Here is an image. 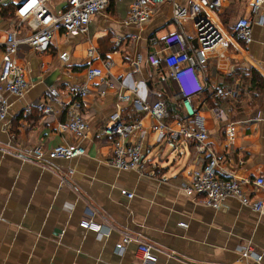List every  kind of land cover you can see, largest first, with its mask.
<instances>
[{
    "label": "crops",
    "instance_id": "0c3cea01",
    "mask_svg": "<svg viewBox=\"0 0 264 264\" xmlns=\"http://www.w3.org/2000/svg\"><path fill=\"white\" fill-rule=\"evenodd\" d=\"M249 1L221 0L216 13L209 14L228 46L210 52L199 65L198 77L205 89L193 96L197 114L188 119L194 121L190 125L205 130L204 151L182 142L172 149L164 140L158 141L151 129L152 118L136 113L132 106L134 95L120 102L122 121L136 115L141 121L140 136L131 138L141 144L139 170L121 171L107 163L112 137L105 136L101 128L117 93L129 94L134 88L142 101L165 97L172 111L166 119L170 129L187 123L180 101L174 100L176 81L164 64L152 68L145 58L148 36L160 40L174 30H181L194 48L190 22L174 20L172 5L162 2L155 5L150 20L137 28L124 24L132 0H110L105 10L91 18L87 35L65 36L57 31L44 50L19 47L16 58L25 68L29 88L21 97L5 94L9 107L0 122V264H142L135 242L116 251L122 234L139 235L149 244L156 256L153 264H264V213L235 198H227L219 208L206 207L200 195L187 196L182 189L209 154L229 177L264 176V88L256 92L244 79L251 67L264 77V20L257 23L264 3L252 15ZM20 2L0 0V42L12 28L17 38L28 34L26 22L19 25L16 10ZM65 5L66 0L46 1L55 14ZM239 16H249L252 25V40L244 46L223 25L228 22L232 27ZM117 36L124 42L115 47ZM89 48L93 49L91 57L86 53ZM154 49L160 53V44ZM63 52L65 61L59 59ZM106 59L112 61L108 71L113 87L102 81ZM88 67L99 69L101 75L86 79ZM82 84L88 93L80 100V110L88 130L76 140L59 131L58 123L64 117L46 91L56 88L68 100L70 89ZM216 88H231L235 96L215 97ZM37 100L50 104L52 113L25 111L26 104ZM215 106L222 109L221 118L214 116ZM228 127L234 133L232 143L225 135ZM64 142L79 143L85 154L72 159L31 156L34 146L48 149ZM123 190L132 197L123 195ZM245 190L264 199V186ZM85 218L109 226V234L99 236L79 226ZM246 245L254 256L242 253Z\"/></svg>",
    "mask_w": 264,
    "mask_h": 264
},
{
    "label": "built area",
    "instance_id": "2783aa9c",
    "mask_svg": "<svg viewBox=\"0 0 264 264\" xmlns=\"http://www.w3.org/2000/svg\"><path fill=\"white\" fill-rule=\"evenodd\" d=\"M47 0H21L20 7L16 10L22 21L26 22L28 34L21 38L16 37V28L10 29L3 42H0V122L4 121L7 115L9 103L5 94L21 97L29 88V81L25 78V68L17 62V52L21 45H27L35 50H44L54 37L55 32L61 31L63 35H87L91 18L105 10L110 0H66V5L58 12L53 13L46 6ZM168 2L172 5V17L176 21L190 22L195 47L187 41L181 30H174L167 33L162 39H157L151 35L147 37V52L145 61L152 68H158L162 64L168 69V75L172 77L178 85V94L174 100L180 101L187 123H181L177 130H172L166 123L169 116L165 102L159 99L152 101H142L136 96V89H131L130 93H117L113 110L107 116V123L101 132L105 136L112 137L111 152L107 163L113 168L121 171L141 169L142 148L140 142L132 137H137L142 131L141 121L138 115L129 121H122L120 102L131 99V104L136 113L149 115L153 124L151 129L156 132L158 141L164 140L172 149H177L180 142L187 146H194L196 151H204V141L207 134L204 129L190 125L193 120L188 118L197 114L192 98L202 92L205 85L199 81V65L205 62L210 52L220 51L228 46V41L224 38L223 32L212 21L209 14H215L221 6V0H186L181 4L177 0H132L129 5L124 24L133 25L137 28L150 20L154 13L156 4ZM264 0H250L249 11L252 15H257L262 8ZM264 20V9L262 15L258 17L257 23ZM231 34L235 39H240L245 44L252 40V25L249 16H239L231 27ZM124 42L122 36L114 39V46L118 47ZM161 52L156 51L155 45H159ZM87 56H92L93 49H87ZM67 58L63 52L59 55L61 61ZM112 65L110 59L102 62L106 75L102 77L103 84L113 87L114 83L110 78L109 67ZM100 70L87 68L86 79L100 76ZM47 95L56 100V104L62 113L64 120L58 123L60 132H67L76 140L85 137L88 124L80 110V100L87 95L85 85H77L66 94L68 100L61 96L64 94L56 88H48ZM215 97L220 99L235 96L233 89L216 88L213 91ZM35 110L41 114H51L52 106L44 101L29 102L25 106V111ZM216 118L223 116V111L219 106L212 108ZM225 135L230 143L234 138L231 127L225 130ZM140 135H138L139 137ZM181 139V141H180ZM31 156L36 159L46 157L48 159L64 158L72 159L85 154V149L77 142H64L54 145L48 149L34 146L30 150ZM264 186V176L259 175L254 178L229 177L223 168L220 167L217 158L209 154V158L201 166L190 173L187 182L182 184L183 192L187 196L200 195V203L206 207L219 208L227 198H235L243 206L263 214L264 199L252 196L245 188H261ZM127 198L132 197V193L121 191ZM79 226L93 231L97 235L106 236L111 228L85 218L79 221ZM179 226L186 227L184 222H179ZM135 242L139 250V257L142 264H153L156 256L151 251L149 244L142 242L139 235L131 236L122 234L121 239L115 244L117 252H122L125 245ZM242 253L254 256L249 245H246ZM259 256L255 259L258 260Z\"/></svg>",
    "mask_w": 264,
    "mask_h": 264
},
{
    "label": "trees",
    "instance_id": "16d2710c",
    "mask_svg": "<svg viewBox=\"0 0 264 264\" xmlns=\"http://www.w3.org/2000/svg\"><path fill=\"white\" fill-rule=\"evenodd\" d=\"M235 40L238 41L239 44H241L242 46L245 45V43L243 41H241L240 39H235ZM244 79H247V80L250 81V88L252 90L255 89L256 92H262L263 91V88H264V77L261 76L254 68L251 67L249 69V73L244 76ZM158 98H161L159 100H163L165 102L167 111L170 114V112H172V111L169 112V110H168V106H167L168 101L165 99L164 96H161V97H158Z\"/></svg>",
    "mask_w": 264,
    "mask_h": 264
},
{
    "label": "rangeland",
    "instance_id": "374dc122",
    "mask_svg": "<svg viewBox=\"0 0 264 264\" xmlns=\"http://www.w3.org/2000/svg\"><path fill=\"white\" fill-rule=\"evenodd\" d=\"M223 25H224L225 31L231 33V25H230V23L226 22Z\"/></svg>",
    "mask_w": 264,
    "mask_h": 264
},
{
    "label": "bare ground",
    "instance_id": "6f19581e",
    "mask_svg": "<svg viewBox=\"0 0 264 264\" xmlns=\"http://www.w3.org/2000/svg\"><path fill=\"white\" fill-rule=\"evenodd\" d=\"M211 19H212V18H211ZM212 21H213V20H212ZM213 22H214V23L217 25V23H216V21H215V20H214Z\"/></svg>",
    "mask_w": 264,
    "mask_h": 264
},
{
    "label": "water",
    "instance_id": "95a60500",
    "mask_svg": "<svg viewBox=\"0 0 264 264\" xmlns=\"http://www.w3.org/2000/svg\"><path fill=\"white\" fill-rule=\"evenodd\" d=\"M18 7H20V4H19V6Z\"/></svg>",
    "mask_w": 264,
    "mask_h": 264
}]
</instances>
